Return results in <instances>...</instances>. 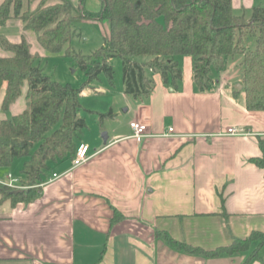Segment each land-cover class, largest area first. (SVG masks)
Returning a JSON list of instances; mask_svg holds the SVG:
<instances>
[{
  "label": "crops",
  "instance_id": "crops-1",
  "mask_svg": "<svg viewBox=\"0 0 264 264\" xmlns=\"http://www.w3.org/2000/svg\"><path fill=\"white\" fill-rule=\"evenodd\" d=\"M71 1L80 5V0ZM232 3L235 13L248 18L254 6H264V0ZM23 39L33 56L34 50H47L34 29L25 27L20 17H11L0 24V55L12 54L3 40ZM176 59L183 73L176 88L151 68L147 73L154 87L149 95L136 98L123 85L129 127L104 131L106 140L104 132L93 143L79 140L89 146L87 161L78 166L71 159L51 162L32 201L12 204L0 192V264H243L247 260L251 250L195 254L157 235V229L164 230L210 250L253 230L264 231V167L253 160L264 154V110L246 107L242 57L223 70H213V83L205 90L195 84L193 57ZM6 87L5 81L0 119L12 118L27 106V81L8 109L2 107ZM134 120L146 123L150 135L133 137ZM229 127L247 133L229 134ZM22 165L23 161L20 170ZM7 174L0 178L7 180ZM115 207L125 217L111 223ZM261 253L249 264H264Z\"/></svg>",
  "mask_w": 264,
  "mask_h": 264
},
{
  "label": "trees",
  "instance_id": "trees-1",
  "mask_svg": "<svg viewBox=\"0 0 264 264\" xmlns=\"http://www.w3.org/2000/svg\"><path fill=\"white\" fill-rule=\"evenodd\" d=\"M71 0H4L0 4V24L11 17H20L25 27L34 29L38 41L48 51L71 52L68 43L74 33L77 17L107 19L109 30L104 45L93 56L75 54L78 63L88 71L89 78L102 71L112 82L113 69L108 58L119 55L123 60L124 91L136 98L150 94L154 79L149 68L159 71L173 87L182 78L177 55L193 57L194 81L199 90L213 83V70H223L236 55L243 56L242 83L245 104L249 110H264V6H254L251 16L235 13L232 0H100L101 9L92 13ZM257 36L256 47L246 46V36ZM11 55H0V90L7 82L2 107L8 109L28 82L27 107L12 118L0 119V165L8 166L23 157L21 184L27 189H14L0 183L2 199L12 204L29 202L40 190L53 161L71 159L80 146L77 137L85 127L80 116L82 88L63 84L51 78L34 63L26 39L20 42L3 40ZM103 56V60L94 57ZM136 55L150 57L147 61L133 59ZM101 118L113 112L101 113ZM61 120L59 126L55 125ZM264 151V145L262 143ZM253 160L264 167V154ZM125 215L114 208L111 223ZM171 246L189 253L208 256L235 254L251 250L243 264L259 258L264 248V231L253 230L248 236L234 237L230 244L205 249L172 237L157 229Z\"/></svg>",
  "mask_w": 264,
  "mask_h": 264
},
{
  "label": "rangeland",
  "instance_id": "rangeland-1",
  "mask_svg": "<svg viewBox=\"0 0 264 264\" xmlns=\"http://www.w3.org/2000/svg\"><path fill=\"white\" fill-rule=\"evenodd\" d=\"M95 7L91 8V0H83L82 5L85 10L97 13L101 9V1L94 0ZM27 0H24V9L27 8ZM74 33L68 45L71 48L70 53L63 49L59 53L46 50L41 53L38 49L34 50V63L40 66L46 74L52 79L63 83L71 84L75 88H82L80 93L81 110L80 116L85 120V127L79 132L77 140L93 143L97 136H101L104 131H111L114 127L128 129L130 112L126 110L127 104L123 97V60L119 55L108 58V62L113 69L112 82L105 72L99 73L96 77L89 78L88 71L81 67L75 54L82 56H93L104 45V37L109 30L107 19H95L86 17H77L74 20ZM257 36L249 33L246 36V46L250 49L256 47ZM243 58L238 54L232 60ZM103 56L94 57V60H103ZM146 55H136L133 59L145 60ZM240 63L236 71L240 69ZM242 69V66H241ZM243 71V70H242ZM27 107V106H26ZM113 112L112 116L101 118V113ZM61 120L55 125L59 126ZM23 157L15 158L8 166L0 165V177H4L8 172L15 176L22 177L20 162H24ZM51 164V163H50ZM53 164V163H52ZM264 256V250L261 253Z\"/></svg>",
  "mask_w": 264,
  "mask_h": 264
},
{
  "label": "built area",
  "instance_id": "built-area-1",
  "mask_svg": "<svg viewBox=\"0 0 264 264\" xmlns=\"http://www.w3.org/2000/svg\"><path fill=\"white\" fill-rule=\"evenodd\" d=\"M131 127L133 129L132 136L135 137L137 140H141L144 137L150 135L148 125L144 122L134 120L131 122ZM169 129H170V131L173 130L172 127H170ZM227 133H229V134H245L247 132H244L242 129L239 130L235 127H229L227 129ZM88 150H89L88 144H81L77 150L76 156L72 160V165L78 166V165L84 163L85 161H87L90 157ZM53 176L57 177L58 174L53 173ZM7 178H8L7 180L0 178V183L6 184V185H8L14 189H16V188L27 189L30 187V185L21 184L20 179L18 177L14 176L12 173H8Z\"/></svg>",
  "mask_w": 264,
  "mask_h": 264
},
{
  "label": "water",
  "instance_id": "water-1",
  "mask_svg": "<svg viewBox=\"0 0 264 264\" xmlns=\"http://www.w3.org/2000/svg\"><path fill=\"white\" fill-rule=\"evenodd\" d=\"M237 87H238V88H241V87H242V84H241V83H238V84H237ZM107 135H108V134H107L106 132L103 133V137H104L105 140H106V138H107ZM19 190H20V189H19Z\"/></svg>",
  "mask_w": 264,
  "mask_h": 264
}]
</instances>
